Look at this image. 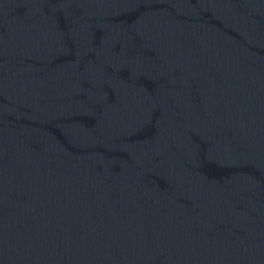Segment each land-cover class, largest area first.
Returning a JSON list of instances; mask_svg holds the SVG:
<instances>
[{
  "label": "water",
  "instance_id": "95a60500",
  "mask_svg": "<svg viewBox=\"0 0 264 264\" xmlns=\"http://www.w3.org/2000/svg\"><path fill=\"white\" fill-rule=\"evenodd\" d=\"M0 264H264V32L0 0Z\"/></svg>",
  "mask_w": 264,
  "mask_h": 264
}]
</instances>
